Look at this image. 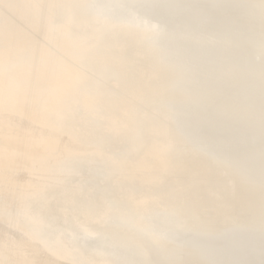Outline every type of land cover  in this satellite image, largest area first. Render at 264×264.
I'll return each mask as SVG.
<instances>
[{"label":"bare ground","instance_id":"1","mask_svg":"<svg viewBox=\"0 0 264 264\" xmlns=\"http://www.w3.org/2000/svg\"><path fill=\"white\" fill-rule=\"evenodd\" d=\"M194 1L70 0L72 7L58 16L71 18L74 38L98 37L101 54L107 50L117 67L98 69L96 80L84 86L105 116L96 162L31 202L40 222L30 230L28 255L35 264L228 260L216 235L234 225L236 207L261 192L236 160L232 134L260 123L261 114L250 105L231 115L233 98L225 90L240 52L222 40L212 15L190 6ZM245 8L242 17L260 27L261 9ZM132 24L139 29L131 30ZM73 113L75 120L90 118L83 104ZM56 142L60 148L72 143L66 135ZM140 145L165 146L168 170L123 174L119 162ZM10 151L0 174L13 185L34 182L29 151L14 141ZM27 238L0 225V244Z\"/></svg>","mask_w":264,"mask_h":264},{"label":"snow or ice","instance_id":"2","mask_svg":"<svg viewBox=\"0 0 264 264\" xmlns=\"http://www.w3.org/2000/svg\"><path fill=\"white\" fill-rule=\"evenodd\" d=\"M257 6L264 11V0ZM71 7L70 0H0V169L11 157L14 141L18 149L29 151L35 176L34 182L20 186L0 174V225L28 237L0 244V264H35L28 255L30 230L38 229L40 222L31 212L32 200L45 199L98 157L94 145L105 116L97 108L98 97L84 86L96 80L98 69L117 66L107 50L101 54L98 37L76 39L71 18L65 15L58 21ZM130 28L136 31L139 25ZM261 91L264 94V72ZM81 104L88 107L90 118L75 120L73 109ZM65 135L72 143L60 148L56 137ZM260 135L264 140V106ZM118 167L128 176L166 172L167 148L134 146ZM230 254L235 258L214 264H264V232L259 241L250 238Z\"/></svg>","mask_w":264,"mask_h":264},{"label":"water","instance_id":"3","mask_svg":"<svg viewBox=\"0 0 264 264\" xmlns=\"http://www.w3.org/2000/svg\"><path fill=\"white\" fill-rule=\"evenodd\" d=\"M258 4L237 0H197L189 4L212 15L213 26L222 40L234 43L240 52V57L232 66V81L226 85L225 90L226 95L233 98L234 106L229 107L233 117L237 116L240 108L250 105L260 110L253 112L261 114L264 106V94L261 91V73L264 72V22L262 21L260 27H255L248 18L242 17L243 13L248 12L245 7H257ZM142 8L152 11L150 3H143ZM259 15L263 17L264 11ZM232 139L236 160L246 168L261 192L249 197L246 207H236L232 212L234 225L224 236L216 235L228 260L235 258L230 254L234 247L250 238L259 241L261 233L264 232V140L260 135V123L251 124L247 130H235Z\"/></svg>","mask_w":264,"mask_h":264}]
</instances>
